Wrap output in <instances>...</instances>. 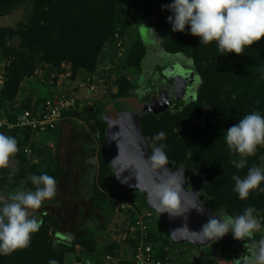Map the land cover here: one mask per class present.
Here are the masks:
<instances>
[{"label": "trees", "instance_id": "1", "mask_svg": "<svg viewBox=\"0 0 264 264\" xmlns=\"http://www.w3.org/2000/svg\"><path fill=\"white\" fill-rule=\"evenodd\" d=\"M169 3L171 0H0V17L18 9H22L26 17V20L14 30L0 28L1 47L11 38L19 41V51L7 69L5 84L0 91V113L12 120L24 110L8 113L4 107L11 108L9 103L15 99L21 82L33 73L36 64L57 67L66 63L70 66L71 79L79 72L94 73L105 44L127 26V11L139 10L144 19L152 18L160 26L163 49L168 54H182L191 62V65L185 66L177 61L178 65L174 68L181 70L183 67V70L194 76V83H200L197 91H194L195 86L193 87L189 96V98L192 96V99H183L174 106L175 108L170 107L161 114L145 115L142 118L141 125L149 152L151 153L153 143L157 145L163 143L173 170L183 167L189 171L188 186L195 189L198 185L195 190L209 212L214 214L221 210L222 215H215L223 216L227 213L235 216L242 214L246 207L253 206L257 209V219L261 223L264 221V192L257 189L250 193L247 200H240L233 190L232 176L244 177L248 167L260 166L259 158L264 154V149L259 146L254 155L247 157V166L237 170L234 162L240 157L225 143L223 132L253 111L264 114V39L251 48H245L239 56L219 51L214 42L200 45L199 39L190 35L187 30L184 33L172 32L171 25L167 22V17L171 13L162 8V5ZM145 56L146 45L139 41L130 50L126 64L141 70L142 73L145 71L142 67ZM161 68L163 67L158 66L157 70ZM143 77L147 78L140 74L138 79L142 81ZM145 83L141 89L149 91L152 88V80L147 78ZM139 88L124 78L120 81L117 94L108 101L134 96L139 99ZM101 112L100 109L93 114L88 108L81 113L72 109L65 112V118L82 121L87 126L92 117L97 122L96 126L91 127L92 132L75 137L74 142L61 138L57 150V161H60V154L64 149L68 151V146L70 149L73 147L71 151L76 148H82L84 151L80 157L83 165L78 171L81 179L78 187L79 190L85 188L87 194H90L86 199L91 208L90 212L96 216L84 219L83 208L77 206L79 220L84 219L82 225L98 219L103 220L100 225L104 226L114 214L117 204L132 206L133 194H137L145 209L150 210L143 194L116 189L114 172L107 160L104 139L106 124L101 119ZM203 117V127L193 120H200ZM20 131L30 130L16 128L9 134L16 137ZM159 132H164L165 136L155 141L154 137ZM28 140V134H25L23 139L17 137L19 150L14 156L18 162L17 168L12 172L0 171L2 197L6 198L9 192L21 187L34 190L28 179L31 174L47 173L55 177L57 182L68 179L60 166L53 172H47L38 168L32 159H28L23 152ZM89 160L94 163H89ZM95 171L97 177L94 182ZM62 208L63 205H59L51 211L44 212V215H39L41 226L39 231L33 234L30 246L11 254L0 255V264H49L51 260H56L57 264H65V255L72 254L76 246L88 254L93 253L94 234L86 228L70 230L72 213L67 211L68 218L55 215V212L60 214ZM135 208L133 219L137 214L146 211L141 207ZM153 213L154 219L146 242L151 245L155 259L167 258V248L172 244L177 248L194 247L195 244L174 242L168 232L166 238L162 239L159 234L164 230L155 228L161 219L157 212ZM63 223L67 227L64 231ZM163 227L168 231L165 221ZM234 241L228 238L226 242L212 243L211 246L202 248L195 246L194 256L196 258L199 252L204 250L205 255L219 254L220 257L237 262L240 260L239 253L245 254L246 257L252 246H256L259 252L264 238L252 234L243 239L245 243L238 241L242 243L238 244ZM130 243L133 252L137 241L131 240Z\"/></svg>", "mask_w": 264, "mask_h": 264}, {"label": "rangeland", "instance_id": "2", "mask_svg": "<svg viewBox=\"0 0 264 264\" xmlns=\"http://www.w3.org/2000/svg\"><path fill=\"white\" fill-rule=\"evenodd\" d=\"M126 18L127 26L111 37L102 49L98 57L97 66L94 73L89 74L86 72H79L74 79H71L70 66L66 63H63L57 67L36 64L34 65L33 73L30 76L24 78L21 82L19 100L16 101L15 105L12 104L11 108L4 107V109L7 110L8 113L13 112L14 110L22 109L32 111L33 109L37 108V101H39L42 105L43 101L47 100L50 95L49 89L56 87V91H59L61 93L60 95H72L76 99V106L74 109L77 112L81 113L85 108H88L89 111L94 114L100 109L102 111L105 103L111 99V97L117 94L118 87L122 79L125 78L134 86L136 84L142 88L143 85L146 84L145 81L147 82V78L152 79V83L156 81V75L153 74V71L157 70L158 66H169L176 63L177 61L178 63H182L185 66L191 65L190 60L186 56L182 54H168L163 49L162 30L154 19H144L142 12L135 9L128 10ZM25 20L26 17L24 11L22 9H18L8 15L0 17V28L8 31L14 30ZM139 41H142L146 45V56L142 67L145 69V73L149 72L148 75L145 74L147 75V78H141L142 81H140V78L138 79V77L140 74L144 75L143 72L141 73V70L129 67L126 64L130 50ZM18 51L19 41L16 39H8L4 46H0V74L2 73L4 78L8 67L15 59L16 53H18ZM155 84L153 83L152 85ZM199 84L200 83H196L194 91H197ZM69 88L71 90H68ZM157 90L159 89L157 88ZM139 94H141V92H139ZM189 99H192V96ZM30 101L36 105H32ZM193 120L198 125L203 127L204 117L200 120ZM96 122L97 121L92 117L88 122L89 126H87L79 120H73V122L65 124L63 127L60 126L59 132L60 135H63L62 137H66L64 140L73 141L75 137H82L84 134L90 131L92 132L91 127L94 125L96 126ZM55 139L56 136H54L52 139H49L55 144V146L52 144V147H48V151L39 153L37 148L35 149L34 147L29 146L28 148L32 151V156L34 155V157L28 159L37 158L38 153L41 155L42 165H44V168H46L45 171L54 169L56 164L55 151L57 141L59 140ZM261 147L264 149V145H261ZM83 153L84 151H82V148H76L72 151H68L66 154H63L65 155V158L68 157L66 159V164L68 165L67 167L71 169L73 168V164L77 165L75 162L73 163V161H75V158L78 156L83 155ZM259 160L260 166H264V154L260 156ZM15 166L17 168L18 164L15 163L13 167ZM81 167L82 165L77 167L75 166L76 169H80ZM10 168L12 167H9V170L7 171L12 172L16 169ZM96 177L97 171H95L93 175L94 182L96 181ZM80 183L81 179L79 176L70 175L69 180L64 182L60 181L57 183V194L51 200L56 199L58 201L57 203H60L64 207L62 208V212H60V214L55 212L57 217L60 216L65 218V216H67L68 218V214L72 213L73 219L70 221V225L68 224L70 230H77V228L82 230L86 228L94 234L95 251L91 254H88L84 252L82 248L76 246L75 251L72 254L65 255V264H84L88 262L91 264H133L132 248L130 243L131 239L127 236H129L128 228L136 211L135 207H141L142 209L146 208L143 205L140 197L137 194H133L131 196L133 202L132 206L127 204H117L115 206L114 214L108 221H106L104 226L100 225L101 221L103 220L98 219L92 220L91 222L82 225L84 219H88L90 216L96 215L90 212L91 208L90 205H88V201L86 199L88 196H90V194H87L85 188L79 190L78 185H80ZM103 183L105 182L103 181ZM196 188H198V185L195 187V189ZM77 206H81L83 208L85 217L84 219L79 220ZM67 211L69 213H67ZM222 213L223 212L221 210H217L214 214L222 215ZM30 214L34 216L37 215V209L31 211ZM158 216L161 220L157 223V225H155V228L156 230H158V228H162L164 230V232L160 233L159 235L162 239H165L168 231L163 227L164 219L162 216ZM208 218V211L205 210L206 222ZM260 224L261 227L257 230H254L252 234L264 238V221H261ZM66 228V224L63 223L62 231H64ZM155 234L157 235L156 232ZM196 243L198 246L203 244L201 245V248L209 245L206 243H201L199 240H197ZM194 248L195 245L194 247L185 246L181 248H177L174 244L169 245V248H167L168 251L166 252L169 263L189 264L192 262L193 264H256V256L258 254L256 246H252L250 251L246 253V257H244L245 254L243 255V253L240 252V260L237 262H232L220 257L219 254H213L210 256L205 255L204 250L199 252L198 256L195 258ZM107 257H109V261L106 260Z\"/></svg>", "mask_w": 264, "mask_h": 264}, {"label": "clouds", "instance_id": "3", "mask_svg": "<svg viewBox=\"0 0 264 264\" xmlns=\"http://www.w3.org/2000/svg\"><path fill=\"white\" fill-rule=\"evenodd\" d=\"M170 12L167 22L172 32L184 33L186 30L199 39L200 45L213 42L221 52L241 55L245 48L264 39V0H171L162 5ZM151 30V29H150ZM223 139L230 149L240 157L234 162L237 170L247 166V157L254 155L257 148L264 145V114L253 111L223 132ZM164 132H159L155 141L163 139ZM18 141L14 136L0 132V169L8 168L10 159L18 152ZM119 155V154H118ZM116 159V158H115ZM114 159V160H115ZM89 163L94 161L89 160ZM150 171L160 178L147 186V195L161 216H185L190 210L204 213V206L196 198L193 206L184 207L185 192L184 170L173 172L168 167L169 158L165 145H151V153L145 160ZM124 171L117 167V179ZM137 184L139 172H134ZM34 190L17 188L7 197L0 196V255H7L30 246L33 234L40 229L38 218L31 211L39 209L46 200L57 194V180L47 174H31L28 178ZM129 178L122 182L126 183ZM234 192L240 200H247L254 190L264 192V166L248 167L244 177L233 175ZM195 196V193L187 194ZM257 209L246 207L242 214L235 216L225 213L217 216L209 213V218L198 232L190 231L187 224L175 232L189 233L201 243L223 239L231 234L233 239L242 241L261 227L257 219ZM186 218V217H185ZM256 256V264H264V241ZM49 264H57L51 260Z\"/></svg>", "mask_w": 264, "mask_h": 264}, {"label": "water", "instance_id": "4", "mask_svg": "<svg viewBox=\"0 0 264 264\" xmlns=\"http://www.w3.org/2000/svg\"><path fill=\"white\" fill-rule=\"evenodd\" d=\"M185 74L188 80L190 75H188V73ZM185 88L186 85H183V89ZM158 94L160 97L159 101H152L150 103H142L136 96L110 100L105 103L101 112V119L106 124L104 139L107 160L114 172L116 189L122 192L137 191L143 194L148 208L153 211H155V207L147 195V186L160 177L155 172L150 171L145 163L150 152L147 139L143 133L141 120L145 115L161 114L171 105L172 102L168 99L165 89L161 91L159 88ZM118 166L121 171H124L120 179L116 178ZM168 167L171 168L173 172L183 169L185 192L187 194H191L192 192L195 193V196L186 194L183 197L184 207L186 209L192 207L196 198H199V202L203 204L202 198L197 191L188 188L189 171L183 167L173 170L171 163ZM137 170L139 172L138 184L134 174ZM125 178H129L126 183L122 182ZM203 206L204 210L208 211L204 204ZM161 216L167 224L168 235L174 242L190 243L198 246L196 243L198 239L195 236L184 232L173 233V231L187 224L190 231L198 232L201 226L206 223L205 211L203 214L198 213L196 210H190L185 216H170L167 213ZM226 240L227 238L224 237L218 242L223 243L226 242ZM218 242L208 241L206 244H209L207 246H211L212 243ZM201 245L203 244H200V246Z\"/></svg>", "mask_w": 264, "mask_h": 264}, {"label": "built area", "instance_id": "5", "mask_svg": "<svg viewBox=\"0 0 264 264\" xmlns=\"http://www.w3.org/2000/svg\"><path fill=\"white\" fill-rule=\"evenodd\" d=\"M5 78L0 74V91L4 86ZM75 98L72 95L54 96L46 100L38 109L23 110L12 120L0 113V131H12L16 128L29 129L34 133H45L55 130L64 119V113L75 110ZM27 158L32 157L29 148L23 150ZM154 213L146 210L137 214L128 228L131 240H136V246L132 252L133 264H168V258L155 259L150 244L146 242L150 227L153 223ZM109 261V257L106 259Z\"/></svg>", "mask_w": 264, "mask_h": 264}, {"label": "crops", "instance_id": "6", "mask_svg": "<svg viewBox=\"0 0 264 264\" xmlns=\"http://www.w3.org/2000/svg\"><path fill=\"white\" fill-rule=\"evenodd\" d=\"M20 86H21V84H20ZM58 86V85H57ZM54 89V90H53ZM68 90H71L70 88L68 89ZM20 91V90H19ZM56 87L55 88H50L49 89V93H50V95H49V97L48 98H51V97H54V96H62V95H60L61 93L59 92V91H56ZM73 94V93H72ZM47 98V99H48ZM19 100V92H18V94H17V96L15 97V99L13 100V101H11L9 104H10V106H12V104H16V101H18ZM30 103L32 104V105H36L35 103H33V102H31L30 101ZM40 102L39 101H37V108H35V109H38L40 106H41V103L39 104ZM15 107V106H14ZM73 120H76V119H70V118H65L64 117V119L60 122V124H59V126L55 129V131H48V132H45V133H34V132H31V131H29V132H27V131H20V132H18L17 134H16V139H17V137H18V139H23L24 138V136H25V134H28V136H29V140H28V144L26 145V146H24V148H28L29 146L30 147H34L35 149L37 148V151L40 153V152H43V151H48V147H52V144H54L52 141H50L49 139H52L54 136H56V139L55 140H58L57 141V146H56V151H55V156L57 157V150H58V147H59V142H60V139L62 138V140H64V138H66V137H62L63 135H60V132H59V127L60 126H64L65 124H68V123H71V122H73ZM82 122V121H81ZM85 124V123H84ZM86 127V126H85ZM0 132H3V133H5L6 135H10L9 133H10V131L8 132V131H0ZM49 134V135H48ZM12 136V135H11ZM51 136V137H50ZM45 139V140H44ZM94 139V138H93ZM45 141H47V142H45ZM63 142V141H62ZM54 146H55V144H54ZM64 147V146H63ZM73 148V147H72ZM71 148V149H72ZM70 149V147L68 146V148H67V150L68 151H70L71 150ZM65 150V149H64ZM62 151L61 152V154L60 155H63V154H66V153H68V151ZM67 156V155H66ZM69 156V155H68ZM32 157H34V155L32 156ZM31 157V158H32ZM55 157V158H56ZM80 157H82V155L81 156H78L77 158H75V161H73V163L75 162V164H77V165H74L73 164V168H68L67 166V164H66V159L68 158V157H66L65 158V155H63V156H60V161H57V158H56V164H55V168L54 169H49V170H47L48 172L50 171V172H53V171H55V170H57L58 168H59V166H60V168H61V170H63L65 173H66V175L68 176V179L67 180H69V177H70V175H73V176H78L79 175V173H78V171L81 169H76L75 168V166L77 167V166H81V165H83V162L80 160ZM32 162L34 163V164H36L37 165V167L38 168H40V169H43V170H46V168H44V165H42V159H41V155H39L38 153H37V158H34V159H32ZM18 164V162H17V160H15V158H14V156L10 159V163H9V167H12V168H10V169H14V168H16V166L15 167H13V165L14 164ZM60 165H59V164ZM9 167L8 168H5V169H0V171H6V170H9ZM71 179V178H70ZM63 180H61V182H62ZM60 182V181H59ZM59 182H57V183H59ZM58 201L55 199V200H49V201H45L43 204H42V206L39 208V209H37V218H39V215L41 216L44 212H47V211H51V210H53V208H55V207H57V206H59V205H61L60 203H57ZM44 215V214H43ZM195 252V251H194Z\"/></svg>", "mask_w": 264, "mask_h": 264}, {"label": "flooded vegetation", "instance_id": "7", "mask_svg": "<svg viewBox=\"0 0 264 264\" xmlns=\"http://www.w3.org/2000/svg\"><path fill=\"white\" fill-rule=\"evenodd\" d=\"M177 65H178L177 63H174L169 66H164L160 70H154L153 74L156 75V81H155L156 84L155 82H153L155 85H152L153 84L152 83L151 84L152 88H150L149 91L148 90L143 91V89L139 88L140 89L139 91L141 92V94L138 93L139 100L142 103L159 101L160 99L158 94L159 90H157V88L158 89L160 88L161 91L165 89L168 99L172 102L171 105L169 106V108L171 107L170 109L175 108L174 106H176V104L179 101L183 99H188L190 94L192 93L193 87L196 85V83H194L195 78L189 71L183 70V67L181 68V70H177L176 68H174L175 66L177 67ZM148 73L149 72L147 73L143 72L144 74L143 76H147ZM185 73H188V75H190V78L188 80L186 79L187 76ZM183 85H186L185 89H183ZM225 237L227 238V240L228 238L233 239L231 234ZM235 241L236 243H238V240ZM241 242L245 243L243 240ZM241 242H239L238 244H242Z\"/></svg>", "mask_w": 264, "mask_h": 264}]
</instances>
